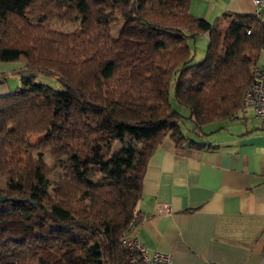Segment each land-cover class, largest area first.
<instances>
[{
	"label": "trees",
	"instance_id": "trees-1",
	"mask_svg": "<svg viewBox=\"0 0 264 264\" xmlns=\"http://www.w3.org/2000/svg\"><path fill=\"white\" fill-rule=\"evenodd\" d=\"M190 2L0 0V62L25 60L21 86L0 97V264H144L121 241L142 220L151 155L166 139L187 143L172 102L198 130L236 119L264 49V11L210 23ZM202 35L193 63L188 42ZM126 135L134 146L113 154Z\"/></svg>",
	"mask_w": 264,
	"mask_h": 264
},
{
	"label": "crops",
	"instance_id": "crops-1",
	"mask_svg": "<svg viewBox=\"0 0 264 264\" xmlns=\"http://www.w3.org/2000/svg\"><path fill=\"white\" fill-rule=\"evenodd\" d=\"M189 12L213 22L224 12L255 16L257 6L191 0ZM24 62H0V97L21 86L13 73ZM221 122L182 148L166 139L149 158L136 207L142 220L128 234L148 255L167 254L175 264H264V129L250 111Z\"/></svg>",
	"mask_w": 264,
	"mask_h": 264
},
{
	"label": "rangeland",
	"instance_id": "rangeland-1",
	"mask_svg": "<svg viewBox=\"0 0 264 264\" xmlns=\"http://www.w3.org/2000/svg\"><path fill=\"white\" fill-rule=\"evenodd\" d=\"M122 24H123V22L120 21L119 23H116L111 27L112 37H114V38L117 37V35H118V33L122 27ZM54 28L59 29L60 31H62L64 33H71L77 29V26L71 25V24L59 26L58 24H55ZM188 45L192 51V59H193L192 62L197 63V62L201 61L206 54L207 47H208V40L202 36H196L194 40H189ZM257 67L261 71L264 72V54L263 53L258 58ZM30 76H33L35 78V81L39 84L51 87V88L58 90V91L62 90V87L55 80V78L53 79L52 77H48V76H44V75L36 74V73L31 74ZM16 88L17 87H14L12 90H15ZM172 105H174V107L177 109V111L182 115L181 128H182V132H183L184 136L186 138H188V137L189 138H192V137L198 138L196 135L198 133V129H196L193 122L189 120L188 112L185 109L179 107L176 103L172 102ZM216 125H222V122L220 121ZM200 131L202 133L205 132L203 129H201ZM38 140H39V138L35 136V137H31L29 141H30V143L34 144ZM133 146H134V138L132 136L126 135L121 143H116L112 146L113 147L112 152H113V154H117L121 150L128 149V148L133 147ZM44 162L52 168L53 178L56 180V183H58L57 177L59 176V172H60L58 169V163L55 162V160L51 159L50 157H45ZM3 185H4V181L0 177V187H3Z\"/></svg>",
	"mask_w": 264,
	"mask_h": 264
},
{
	"label": "built area",
	"instance_id": "built-area-1",
	"mask_svg": "<svg viewBox=\"0 0 264 264\" xmlns=\"http://www.w3.org/2000/svg\"><path fill=\"white\" fill-rule=\"evenodd\" d=\"M257 6V14L264 11V0H253ZM250 32H248L249 34ZM241 110L250 111L258 120L259 125L264 129V72L257 68L254 71V81L243 93ZM161 212L168 213L170 209L164 207ZM122 245L130 252H136L144 264H175L170 255L154 253L148 255L146 249L134 237L126 235L122 239Z\"/></svg>",
	"mask_w": 264,
	"mask_h": 264
},
{
	"label": "water",
	"instance_id": "water-1",
	"mask_svg": "<svg viewBox=\"0 0 264 264\" xmlns=\"http://www.w3.org/2000/svg\"><path fill=\"white\" fill-rule=\"evenodd\" d=\"M0 201L1 202H5L6 201V198H1ZM11 201H15V199H11Z\"/></svg>",
	"mask_w": 264,
	"mask_h": 264
}]
</instances>
